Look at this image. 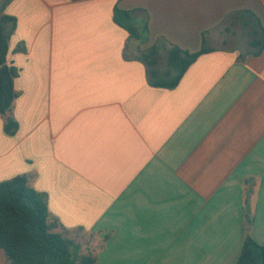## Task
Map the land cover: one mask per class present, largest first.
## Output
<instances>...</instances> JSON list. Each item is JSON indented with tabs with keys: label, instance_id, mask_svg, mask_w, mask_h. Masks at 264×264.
<instances>
[{
	"label": "crops",
	"instance_id": "crops-1",
	"mask_svg": "<svg viewBox=\"0 0 264 264\" xmlns=\"http://www.w3.org/2000/svg\"><path fill=\"white\" fill-rule=\"evenodd\" d=\"M117 4L148 14L140 49L114 23ZM6 13L19 127L7 135L0 117V184L30 175L61 232L107 236L96 264H236L255 178L264 246V50L251 46L264 0H14ZM160 40L152 68L139 50ZM172 45L208 51L175 89L153 87L152 69L173 75Z\"/></svg>",
	"mask_w": 264,
	"mask_h": 264
},
{
	"label": "trees",
	"instance_id": "trees-1",
	"mask_svg": "<svg viewBox=\"0 0 264 264\" xmlns=\"http://www.w3.org/2000/svg\"><path fill=\"white\" fill-rule=\"evenodd\" d=\"M13 1H0V117L6 118L4 131L10 136L15 135L19 127L12 114L14 103L20 95L15 88L20 69L8 62L9 44L18 24L16 17L6 13ZM137 11L124 10L117 4L113 20L128 33L130 42L140 49L149 42V16L144 12V18L138 17L135 15ZM161 42L158 41L148 50H139L138 58L155 67ZM251 46L258 49L252 56L262 53L264 28L263 38L253 41ZM207 51L203 48L200 52L190 53L172 45L168 57L172 77L162 80L158 71L152 69L151 85L175 89L189 67ZM256 189L255 178L244 179L243 246L236 264H264V246L253 237ZM60 227L49 211L47 195L32 187L30 175H19L0 184V249L6 257L4 264H96L98 252L104 249L108 237L103 241L95 235H92V239L75 238L61 232Z\"/></svg>",
	"mask_w": 264,
	"mask_h": 264
},
{
	"label": "rangeland",
	"instance_id": "rangeland-1",
	"mask_svg": "<svg viewBox=\"0 0 264 264\" xmlns=\"http://www.w3.org/2000/svg\"><path fill=\"white\" fill-rule=\"evenodd\" d=\"M159 66L162 70H166L167 69V61L160 60Z\"/></svg>",
	"mask_w": 264,
	"mask_h": 264
},
{
	"label": "water",
	"instance_id": "water-1",
	"mask_svg": "<svg viewBox=\"0 0 264 264\" xmlns=\"http://www.w3.org/2000/svg\"><path fill=\"white\" fill-rule=\"evenodd\" d=\"M48 264H52V263H48Z\"/></svg>",
	"mask_w": 264,
	"mask_h": 264
}]
</instances>
